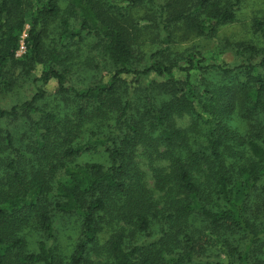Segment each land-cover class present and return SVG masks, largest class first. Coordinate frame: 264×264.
Listing matches in <instances>:
<instances>
[{"label": "trees", "instance_id": "trees-1", "mask_svg": "<svg viewBox=\"0 0 264 264\" xmlns=\"http://www.w3.org/2000/svg\"><path fill=\"white\" fill-rule=\"evenodd\" d=\"M137 2L0 0V87L8 89L11 84L4 77L9 66L26 60L28 83L34 89L30 98L7 108L0 106V119L16 118L20 111L36 112L38 119L29 130L41 153L26 160L29 164L23 158L6 160L4 178L9 186L0 190V264H96L91 254L99 248L104 257L100 264H264L254 252L264 242V183L261 197L255 195L264 180V124L249 123L251 130L237 135V141L226 123L235 105L240 107V119L246 120L254 108L263 107L264 47L259 54L251 49L231 69L207 62L198 49L177 60L134 67V50L121 17ZM235 11L236 2L229 1L221 11L207 14L202 25L210 33L215 26L231 22ZM178 17L183 13H175L172 20ZM56 18L59 44L79 43L86 35L96 37L99 55L111 66L101 81L85 89L66 84L67 58L58 56L59 47L51 49L47 61L45 26ZM27 21L26 53L18 60L14 54ZM255 29L264 41V20L256 21ZM38 66L41 71L35 75L32 70ZM230 72L245 74L246 81L237 79L236 86L218 88L215 105H208L207 90H199L211 83L212 73L224 77ZM52 80L60 93L78 101L77 123L39 107L45 86ZM215 106L222 107L221 111ZM183 110L194 116L193 129L174 121V114ZM85 123L92 125L81 142ZM77 128L78 144H72ZM11 137L6 134L8 146H12ZM147 142L154 150L169 148L172 155L168 173L160 177L177 195L168 197L167 209L158 208L159 201L146 196L134 163L137 148ZM94 148L105 150L108 164H66ZM195 169L211 178V203L202 194L205 184L192 174ZM56 212L79 219L78 242L67 261L56 257L54 247L45 242H39L35 252H27L23 240L14 237L28 223L50 237ZM155 219L165 226L174 224L176 234L180 226L188 230L183 231L182 240L171 241L164 226L156 240L137 241ZM107 230L110 234L104 245L99 244L101 233Z\"/></svg>", "mask_w": 264, "mask_h": 264}, {"label": "rangeland", "instance_id": "rangeland-1", "mask_svg": "<svg viewBox=\"0 0 264 264\" xmlns=\"http://www.w3.org/2000/svg\"><path fill=\"white\" fill-rule=\"evenodd\" d=\"M229 1L236 2L234 19L231 22L215 26L209 33L202 25V21L205 20L207 14L224 9ZM175 13H183V17L172 20V16ZM258 20H264V0H138L121 17V21L127 27L130 44L134 50L132 59V66L134 67H142L152 61L167 62L169 60H177L185 53L198 49L204 53L207 62L216 63L222 67L231 69L239 65L241 58L248 56L251 49L254 50V53H261L260 49L264 47V41L255 29V22ZM163 24L167 25L166 28L163 27ZM28 28L29 22L27 21L20 39L23 34L26 35ZM58 31L59 20L56 18L49 21L44 31L43 51L48 62L49 52L53 47H59L58 56L63 58V60L67 58L65 62V66L68 67L66 84H71L78 89H85L101 81L111 66L104 57L99 55L100 48L96 45L98 43L96 37L86 35L82 42L78 43V41L66 40L59 44ZM25 53L26 49L24 52L14 54L15 59L22 60ZM78 54H80L79 57ZM40 71L41 66H38L36 70H32V73L38 75ZM26 72V60H23L22 64L9 66L4 77L11 84L8 89L0 87V106L7 108L18 104L30 98L34 93L33 86L28 83L29 76L27 75L28 72ZM236 73L238 72H230L224 77L217 76L215 73L210 75L211 83H205L202 86L203 88L199 90L201 93L204 89L207 90L208 105H215L218 88L236 86L238 83L237 79L246 81L245 74L240 75ZM261 74L264 75V68L261 69ZM22 79L26 81L22 82ZM198 81L199 79L196 80V83ZM231 87L230 91H235ZM45 89L46 94L40 104H38L39 107L43 110L54 112L67 121L69 119L77 123L76 110L78 108V101L71 94L60 93L57 83L53 80L45 86ZM261 98L263 99V107L261 109H256L259 106L254 108L250 118H247V120L244 118L240 119V107L235 105V110L226 122L234 130V139L237 140V135H246L251 130L250 125L264 124V94ZM215 107L220 111L222 109V107ZM247 108L250 110L251 106ZM174 116V121L179 126H182V128H194V116L191 112L183 110L180 113H175ZM37 119V113L33 111H20L16 118L0 119V190H7L9 186L7 180L4 178L6 160L11 158H23L25 161L34 160L36 159V153L41 154L37 151V147H35V143L32 141V131L29 130L30 124L37 121ZM61 125L65 130V126ZM91 125L92 123L83 124L79 141L85 142L89 136ZM71 129L75 131L76 127L72 126ZM7 133L12 136V146H8L10 143L6 140ZM51 142L55 143L53 139H51ZM72 144H78V128L77 137H74ZM149 144L147 142L139 145L135 152L134 163L142 175L140 182L144 187L146 196H151L152 201H159L157 203L158 208L162 209L163 207V209H167L169 206L168 197L174 196L177 198V195L169 191L168 188L171 187L170 183L165 180L163 181L160 177H164V174L168 173L172 155L168 150L169 148L159 147L157 150H154L150 148ZM51 157H53V154ZM41 160L45 166L46 161L44 159ZM84 162H99L106 165L108 164L107 154L103 148H94L83 152L72 160H67L66 164L72 165ZM27 164L29 163L27 162ZM195 171L192 170V174L199 184H205L202 194L204 197L209 196V201L206 202L211 203V178L209 180L207 175H205L207 172L196 169ZM161 173L162 175H159ZM263 183L264 180L258 184L257 191L255 192L256 198L261 197ZM198 222L199 220L194 221V225L198 224ZM192 223L191 220L190 224ZM164 226L162 222L155 219L148 233L141 234L137 241L141 240L146 244L149 241L156 240L161 236L162 232L160 230ZM52 227V235L47 237L37 226L28 223L23 230L14 233V237H19L23 240L24 250L27 252H35L38 243L45 242L47 245L54 247L56 257L67 261L78 242L80 229L78 216L75 214L53 213ZM186 227L180 226L176 234L174 232V224L166 225L165 229L169 232L167 233V240L171 239L173 241L174 238L182 240V234L187 229ZM109 234V230L101 233L99 244L104 245L106 237ZM100 250L102 249L99 248L91 254V260L96 264H100L104 260ZM254 252L258 257L260 256L264 259V242H261V245L257 246Z\"/></svg>", "mask_w": 264, "mask_h": 264}, {"label": "built area", "instance_id": "built-area-1", "mask_svg": "<svg viewBox=\"0 0 264 264\" xmlns=\"http://www.w3.org/2000/svg\"><path fill=\"white\" fill-rule=\"evenodd\" d=\"M24 36H26V35L23 34V35H22V38L19 40V45H18V48H17L15 54H18V53L24 52V50H25Z\"/></svg>", "mask_w": 264, "mask_h": 264}]
</instances>
